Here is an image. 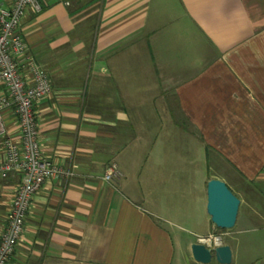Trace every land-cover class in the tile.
<instances>
[{
    "label": "crops",
    "instance_id": "0c3cea01",
    "mask_svg": "<svg viewBox=\"0 0 264 264\" xmlns=\"http://www.w3.org/2000/svg\"><path fill=\"white\" fill-rule=\"evenodd\" d=\"M17 32L25 82L31 64L50 81L33 109L62 175L7 264H200L190 246L208 235L230 264H264V0H42ZM1 115L19 144L13 107ZM210 179L240 200L230 230L206 213ZM20 181L0 176V235Z\"/></svg>",
    "mask_w": 264,
    "mask_h": 264
},
{
    "label": "built area",
    "instance_id": "2783aa9c",
    "mask_svg": "<svg viewBox=\"0 0 264 264\" xmlns=\"http://www.w3.org/2000/svg\"><path fill=\"white\" fill-rule=\"evenodd\" d=\"M41 1L14 0L11 8H0V84L4 85L7 92L0 96V138L5 156L0 162V176L19 174L21 179L7 215L5 229L0 235V264H7L14 252L33 195L47 179L62 175L59 167L42 155L33 109L37 101L51 92L48 76L39 66L31 64L32 83L27 84L16 62V57L25 51L22 38L17 32L21 19L28 8L35 13L40 12ZM64 3L69 5V0H64ZM10 107H13L17 117L19 144L7 135L1 115L2 110ZM119 176L116 165L112 164L104 179L108 181ZM221 240L216 235L197 238L198 242L209 247L222 243Z\"/></svg>",
    "mask_w": 264,
    "mask_h": 264
},
{
    "label": "water",
    "instance_id": "95a60500",
    "mask_svg": "<svg viewBox=\"0 0 264 264\" xmlns=\"http://www.w3.org/2000/svg\"><path fill=\"white\" fill-rule=\"evenodd\" d=\"M206 195V213L210 221L218 229H232L236 223L240 200L219 179L207 182ZM190 251L194 261L200 264H210L213 259L219 264H230L232 260L230 247L222 243L209 247L196 241L191 244Z\"/></svg>",
    "mask_w": 264,
    "mask_h": 264
},
{
    "label": "rangeland",
    "instance_id": "374dc122",
    "mask_svg": "<svg viewBox=\"0 0 264 264\" xmlns=\"http://www.w3.org/2000/svg\"><path fill=\"white\" fill-rule=\"evenodd\" d=\"M240 237H242V236H240ZM192 238H193V240L195 241L196 240V238L194 237V236H192ZM221 239H222V237H221ZM241 240L243 241V239L241 238ZM221 242H224V240H221ZM213 264H215V262L213 261L212 262Z\"/></svg>",
    "mask_w": 264,
    "mask_h": 264
}]
</instances>
